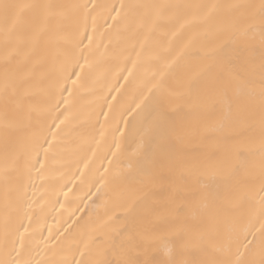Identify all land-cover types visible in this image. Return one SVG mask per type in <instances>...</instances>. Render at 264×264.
Returning a JSON list of instances; mask_svg holds the SVG:
<instances>
[{
  "label": "bare ground",
  "instance_id": "1",
  "mask_svg": "<svg viewBox=\"0 0 264 264\" xmlns=\"http://www.w3.org/2000/svg\"><path fill=\"white\" fill-rule=\"evenodd\" d=\"M0 2L86 4V33L83 22L79 31L92 38L76 48L68 21L49 23L46 10H26L6 49L0 22V259L6 257V141L19 155V171L10 179L27 187L9 231L24 234L26 258L33 264L115 262L119 256L105 257L99 250L107 247L106 236L125 227L146 236L131 252L140 264L236 259L235 247L220 251L215 231L219 226L242 239L260 227L261 0ZM121 4L160 7L120 9ZM248 5L253 7H232ZM239 51L251 84L241 89L233 83L227 97L208 99L211 74L218 65H235ZM73 71L78 77L67 79ZM45 138L52 146L47 158L40 153L44 168L36 164L29 171V162L37 159L33 144ZM161 148L172 158L173 171L164 192L154 197L141 169ZM169 194H177L174 202H168ZM217 209L227 211L214 219ZM178 233L187 234L181 240Z\"/></svg>",
  "mask_w": 264,
  "mask_h": 264
},
{
  "label": "snow or ice",
  "instance_id": "2",
  "mask_svg": "<svg viewBox=\"0 0 264 264\" xmlns=\"http://www.w3.org/2000/svg\"><path fill=\"white\" fill-rule=\"evenodd\" d=\"M133 7H144V8H159L160 6L155 5H141V6H126L124 4L120 5V9ZM211 7H217L215 5ZM232 7H253L248 6H232ZM44 9L46 10L45 20L46 22H51L52 20L68 21L69 26L72 28L73 46L78 48L83 44L84 39H87L89 45L92 42L91 36L80 35L79 26L83 22L86 33V22L89 15L88 6L86 4H64V5H36V4H24V3H9L0 2V22L3 25V31L5 33V48L11 42V37L15 36L17 29L24 18V13L26 10ZM113 10L120 15V10L113 6ZM160 13L157 12V16ZM259 16L264 23V0H261V5L259 6ZM115 19V17H113ZM63 24L57 23L56 28H63ZM95 30V28H93ZM262 42H264V30L261 33ZM87 47V46H86ZM8 55L6 53V64ZM236 64L233 65L229 62L230 66H225L223 64L217 66V70L213 72L210 76L208 83L205 86V94L208 99L213 97H227L228 90L233 83H236L241 89L246 88L251 84L250 75L248 72L247 61L243 57L242 51H239L236 55ZM82 67V66H81ZM67 69L65 68V72ZM77 75L74 71L66 76L67 79H71V75ZM261 83L264 85V63L261 64ZM7 67L5 70V94H7L8 81H7ZM73 84L76 83L75 80L72 81ZM192 88H196V84L190 85ZM199 95V93H198ZM252 95V93H249ZM260 103L259 108L261 112V143L264 146V87L260 91ZM115 99V97H113ZM252 107L251 102L248 105ZM237 108L239 109V100H237ZM231 104L229 105V112H231ZM166 119L165 114H161V122ZM58 127V126H57ZM53 139H55V134H53ZM45 144L48 147H45ZM51 141L45 138L44 143H40L37 140L33 144L32 151L37 157L35 163H30V168H35L36 164H40V169L44 168V164L39 160L41 151L45 154L47 158V153L51 148ZM264 150V148H262ZM155 151V150H154ZM161 154L159 156H153L145 160L143 167L141 169L144 176V185L149 188L150 194L152 196H158L162 194L168 185L170 179L172 178L173 171V160L169 156L163 154V149H160ZM19 171V155L16 151L15 145H8L6 141L5 152H4V167H3V180H4V197H5V207H4V245L6 249V257L0 259V264H33V260L26 258L27 248L25 245V236L16 230V234H12L9 231V221L13 212L22 208L27 197V187L22 180L18 179L13 182L10 177L13 172ZM39 171V170H38ZM260 192L264 193V169H262ZM147 195V194H146ZM177 194H169L168 202H174L175 196ZM138 199V198H137ZM136 204V199L132 200L130 207H134ZM260 215L259 223L260 227L256 231H246L241 239L239 235H233L226 233L219 226H217L215 231V237L221 242L220 251L225 254L231 253L233 247H235L236 259H231L227 255L224 259L214 261L213 264H264V195L260 197ZM227 209H217L214 214V219L226 212ZM27 231V229H25ZM259 233V235H257ZM187 233H178V239L183 240ZM251 237V238H249ZM146 240V236L142 233L133 232L128 227H125L119 231L114 232L111 235L106 236L105 242L107 244L106 248L100 251V254L107 256L109 252L120 257L115 262L108 259H100L96 261H77L76 264H140V262L133 258L131 252L133 249H138L141 244ZM9 244L11 245L10 250L8 249ZM87 248V245L85 246ZM243 248L244 251L241 252L240 249ZM259 256V259H254L255 255ZM83 256L84 253L82 252ZM35 264H40L36 261ZM144 264H190L187 260L169 258L168 260L162 261H145Z\"/></svg>",
  "mask_w": 264,
  "mask_h": 264
}]
</instances>
